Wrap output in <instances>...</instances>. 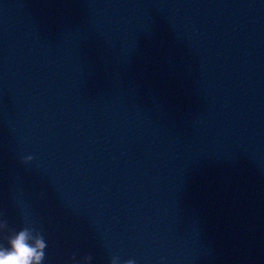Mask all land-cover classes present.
<instances>
[{
  "label": "water",
  "instance_id": "obj_1",
  "mask_svg": "<svg viewBox=\"0 0 264 264\" xmlns=\"http://www.w3.org/2000/svg\"><path fill=\"white\" fill-rule=\"evenodd\" d=\"M0 219L44 264H264V0H0Z\"/></svg>",
  "mask_w": 264,
  "mask_h": 264
},
{
  "label": "clouds",
  "instance_id": "obj_2",
  "mask_svg": "<svg viewBox=\"0 0 264 264\" xmlns=\"http://www.w3.org/2000/svg\"><path fill=\"white\" fill-rule=\"evenodd\" d=\"M32 157H26L24 163L31 161ZM0 229H7L10 233L7 237V247L0 246V264H44L45 249L47 242L43 234L29 226H24L19 231L10 229L6 219H0ZM35 233V235H33ZM92 257L85 256L84 260H91ZM118 257H113V264ZM70 264H79L76 254L70 257ZM126 264H135L129 260Z\"/></svg>",
  "mask_w": 264,
  "mask_h": 264
}]
</instances>
